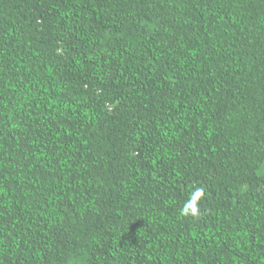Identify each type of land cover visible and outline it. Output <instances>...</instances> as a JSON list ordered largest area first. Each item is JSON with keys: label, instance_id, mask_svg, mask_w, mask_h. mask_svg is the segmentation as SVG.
<instances>
[{"label": "trees", "instance_id": "16d2710c", "mask_svg": "<svg viewBox=\"0 0 264 264\" xmlns=\"http://www.w3.org/2000/svg\"><path fill=\"white\" fill-rule=\"evenodd\" d=\"M0 264H264V0H0Z\"/></svg>", "mask_w": 264, "mask_h": 264}, {"label": "clouds", "instance_id": "9594fccd", "mask_svg": "<svg viewBox=\"0 0 264 264\" xmlns=\"http://www.w3.org/2000/svg\"><path fill=\"white\" fill-rule=\"evenodd\" d=\"M189 211H191V213L195 215L197 210L193 205L189 204L187 208L182 210V214H187Z\"/></svg>", "mask_w": 264, "mask_h": 264}]
</instances>
